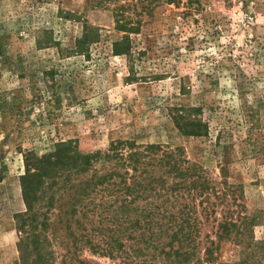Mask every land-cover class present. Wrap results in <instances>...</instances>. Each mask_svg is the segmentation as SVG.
<instances>
[{
	"label": "rangeland",
	"instance_id": "374dc122",
	"mask_svg": "<svg viewBox=\"0 0 264 264\" xmlns=\"http://www.w3.org/2000/svg\"><path fill=\"white\" fill-rule=\"evenodd\" d=\"M179 106L198 108L208 132L182 134ZM68 140L83 153L116 140L182 149L213 187L208 203L195 199L188 264H264V0H0V264L20 261L26 156ZM49 182L39 204L54 264H121L90 248L99 192L76 205L90 212L71 234L80 190L66 183L46 210ZM244 216L246 236H217L218 222Z\"/></svg>",
	"mask_w": 264,
	"mask_h": 264
},
{
	"label": "trees",
	"instance_id": "16d2710c",
	"mask_svg": "<svg viewBox=\"0 0 264 264\" xmlns=\"http://www.w3.org/2000/svg\"><path fill=\"white\" fill-rule=\"evenodd\" d=\"M113 51L119 50L114 47ZM173 111L172 120L182 134L200 136L208 132V124L198 116V108L179 106ZM25 160L21 189L26 210L16 216L22 234L18 242L19 264H54L46 232L48 218L39 204L48 180L50 188L58 186L47 197L46 210L54 207L55 194L66 183L70 182L69 189L80 190L71 195L73 204L67 222L71 234V220L77 223L76 215L90 212L85 205H76L83 204L93 191L99 192L100 243L89 242L93 252L118 257L121 264H156L159 259L170 264H188L194 257V238L199 232L195 199L200 197L199 204H203L213 187L205 171L190 161L182 149L116 140L105 151L83 153L68 140L58 142L52 151L40 157L28 154ZM97 163L100 168H95ZM89 171L88 177L78 178ZM73 176L79 179L77 183L72 181ZM218 197L223 203L226 196ZM232 197L235 201L238 195ZM222 221L218 222L219 238L233 236L240 240L246 236L247 216L239 224L231 217ZM125 240L130 244H125ZM211 253L209 247H204V255Z\"/></svg>",
	"mask_w": 264,
	"mask_h": 264
}]
</instances>
